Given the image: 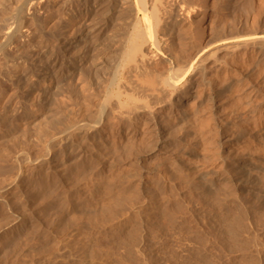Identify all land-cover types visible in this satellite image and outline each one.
Masks as SVG:
<instances>
[{
    "label": "rangeland",
    "instance_id": "rangeland-1",
    "mask_svg": "<svg viewBox=\"0 0 264 264\" xmlns=\"http://www.w3.org/2000/svg\"><path fill=\"white\" fill-rule=\"evenodd\" d=\"M194 1L189 33L179 27V7L173 11L178 49L245 37L264 24V0ZM97 11L104 25L90 33L89 47L79 38L66 44L58 29L33 33L30 43L18 40L11 67L0 72V264H264V212L248 198L263 190H253L247 178L248 149L237 160L246 166L232 165L237 173L224 160L207 159L204 148L218 140V120L208 122L198 99L189 98L175 119L167 109L156 123L143 118L134 123L135 134L116 124L101 104L102 91L130 22L125 31L117 15L100 16L101 6ZM108 24L116 27L103 29ZM225 55L217 56L227 59L230 77L240 63ZM235 96L228 111L240 112L224 123L242 150L248 147L244 127L257 111L252 97ZM100 118L106 153L94 155L85 140L90 130L72 124Z\"/></svg>",
    "mask_w": 264,
    "mask_h": 264
},
{
    "label": "bare ground",
    "instance_id": "bare-ground-1",
    "mask_svg": "<svg viewBox=\"0 0 264 264\" xmlns=\"http://www.w3.org/2000/svg\"><path fill=\"white\" fill-rule=\"evenodd\" d=\"M190 1L0 0V72L4 70L8 71L11 67L10 65L14 60L11 57V51L13 52L20 48L18 40H20V43H26L28 41L30 43L33 33L43 35L46 31L58 29L62 31L61 37H63L66 44L74 45L79 38V41L82 40L89 47L93 44L90 33L104 25L96 21L95 18L98 12L97 8L101 6L103 11H99L100 16L103 14H110L109 16L113 17L117 15L115 21H119V24L122 27L124 26V30L130 27L127 30L128 33L125 34L126 37L124 40L122 39V43L120 42L122 52L117 57L116 63L113 64V68L111 67L113 69V73H110L112 77H109V82L107 81L108 83L102 91L104 93L101 104L102 106H107L109 109L108 114L112 115L113 119L116 120V124H120V127L124 125L128 134H135L133 131L134 123L139 122L143 118L156 123L164 110L167 109L168 112L176 115V112H179L184 107L185 102L189 98H192V100L198 99L201 110L208 114V122L218 120L215 131V137L218 140L212 145L208 143L206 148H204L206 153L205 157L207 158L212 155L215 157L214 160H224L232 167V165L238 163V159L246 155L244 151L248 149L247 153L252 162V173L247 178L249 177V183L253 190H258V188L263 190L262 196L259 197L252 193L248 198L253 208L263 210L264 212V78L259 79L258 77L260 76L257 77L259 75L257 74L258 71L263 69L262 72H264V30L262 29L264 24L261 26L262 28L259 27L250 35L246 36L244 34L245 37H217L213 42L205 39L200 44L196 43V46L195 44L194 46L192 45L185 52L186 50L184 49H178V40L182 36L178 35L179 30L177 26L179 25L173 23L171 19L174 17L173 11L175 7H179L178 9H180L184 17V21L182 18L183 22L179 27L184 28V32H188L191 28L189 15L194 13L195 10ZM118 4L120 5V9L116 13L114 9ZM125 5H128V8H125ZM129 19L130 21L127 22ZM127 23H129V27ZM115 27L116 25L108 24L103 29ZM69 31H72L71 35H68ZM190 33L192 32L190 31ZM183 50L186 54H183ZM220 52L226 53L225 56L229 59L236 57L239 59L240 64L238 65L237 62L236 64L238 66L232 69L234 72L231 73L234 75L232 81L229 79L233 75L229 77L226 69L229 64L227 59L226 62L218 59L219 57L217 55ZM159 56L164 61H158ZM210 62L211 65L209 66L208 64ZM249 64L253 66L251 67ZM242 71L245 73L242 74ZM101 85L103 86V84ZM95 90L97 91L98 89ZM253 91L254 93H252ZM235 95L246 96L248 99L252 97V100L249 99L251 102L248 103L255 108V112L257 111V115L252 117L253 121L248 123V128L244 127L245 129L243 131L247 134L246 142L248 144L245 142L244 145L246 144L248 147L245 148L243 146L244 148L242 147V150L234 147L237 142H234L232 136L227 134L229 127L224 123L225 121L228 122L226 115L229 117L230 114L234 115L240 112L239 109L234 108V110L228 111L230 103L236 97ZM175 115L173 116L174 119L175 117L177 118ZM184 115L185 117H183L188 124L191 126L194 125V116L190 113ZM222 115H224V118L220 117ZM229 119L233 120L232 118ZM78 120L75 121L76 123L73 122L72 125L75 126L76 130H90V134L85 140L88 141L91 150L93 149L95 151H93V154L105 155V148L103 150L101 148L105 140L103 138L104 136L101 135V129H99L101 126L103 129L104 125H98L102 122L101 118L94 122L93 125H88L80 119ZM205 141L207 142L208 140ZM193 153L195 152L192 149L188 153L185 152L189 158L193 157ZM241 154L243 155L241 156ZM243 159L242 161L244 162L245 160ZM241 163L238 164L241 165ZM241 166L244 167L246 164H242ZM231 167H229L231 172H238L236 171L238 168H235V170L232 167L231 170ZM245 171H243V174ZM228 174L230 175L229 172ZM206 178L209 177L207 176ZM229 179L231 178L229 177ZM221 180L218 179L219 182Z\"/></svg>",
    "mask_w": 264,
    "mask_h": 264
}]
</instances>
